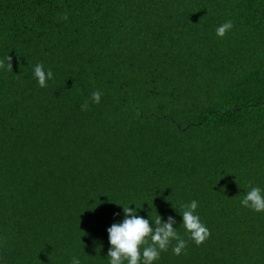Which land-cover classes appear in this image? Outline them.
Masks as SVG:
<instances>
[{"label": "trees", "instance_id": "1", "mask_svg": "<svg viewBox=\"0 0 264 264\" xmlns=\"http://www.w3.org/2000/svg\"><path fill=\"white\" fill-rule=\"evenodd\" d=\"M0 62V264H109L122 206L176 218L157 264H264V0H0Z\"/></svg>", "mask_w": 264, "mask_h": 264}, {"label": "clouds", "instance_id": "2", "mask_svg": "<svg viewBox=\"0 0 264 264\" xmlns=\"http://www.w3.org/2000/svg\"><path fill=\"white\" fill-rule=\"evenodd\" d=\"M233 28V22L228 20L216 28V35L223 39ZM0 67H4L3 62H0ZM31 71L41 88H47L49 81L55 79L53 70L50 67L46 68L42 62L34 64ZM102 94L99 89L93 90L90 101L99 104ZM88 107L89 101L85 100L81 110L86 111ZM239 202L243 208L252 212L264 213V187L249 186ZM122 207L123 221L114 223L107 229L111 245L107 254L109 264H157L161 259V253L168 252L173 241L175 245L171 247V251L174 255L187 254L188 243L181 237L179 229L174 227L177 223L175 217L169 216L164 220L158 214L154 218H145L139 215L138 209ZM181 209L182 212L179 213L182 216L181 226L197 246L204 244L211 233L198 214V201L191 200L187 204H182ZM70 264H82L80 256L72 255Z\"/></svg>", "mask_w": 264, "mask_h": 264}]
</instances>
